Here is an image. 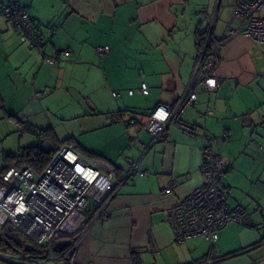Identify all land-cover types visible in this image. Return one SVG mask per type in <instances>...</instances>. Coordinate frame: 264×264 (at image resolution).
<instances>
[{
  "label": "crops",
  "instance_id": "crops-1",
  "mask_svg": "<svg viewBox=\"0 0 264 264\" xmlns=\"http://www.w3.org/2000/svg\"><path fill=\"white\" fill-rule=\"evenodd\" d=\"M10 2L28 12L43 46H29L0 16V109L55 130L45 112L48 93L59 92L60 112L78 118L66 143L114 167L109 217L88 223L76 264H264V46L239 30L237 0H0V6ZM255 15L264 18V7ZM101 46L109 47L102 57ZM213 48L220 84L208 91L196 82L197 98L181 116L195 135L169 123L155 140L128 123L132 112L175 105L198 52ZM60 51L69 54L46 61ZM142 83L147 94L138 91ZM81 107L83 114H73ZM223 135L214 143L225 170L221 186L228 206H242L246 219L220 229L212 244L203 236L178 243L168 209L202 182L204 136ZM131 165L148 174L131 176Z\"/></svg>",
  "mask_w": 264,
  "mask_h": 264
},
{
  "label": "built area",
  "instance_id": "built-area-1",
  "mask_svg": "<svg viewBox=\"0 0 264 264\" xmlns=\"http://www.w3.org/2000/svg\"><path fill=\"white\" fill-rule=\"evenodd\" d=\"M261 7H264V0H237L233 14L240 22L239 30L264 46V18L255 15ZM0 16L10 20L17 35L29 46L41 51L43 41L25 9L10 2L0 6ZM96 50L102 57L109 52V47L101 46ZM68 54V51H60L55 57L46 56L45 59L53 63ZM217 65L215 48L208 53L199 51L192 79L176 104H159L149 114L134 112L128 123L139 125L155 140L162 137L169 123L186 134L195 135V129L183 122L181 116L197 98L196 82L208 91L219 86ZM138 91L149 92L145 83ZM128 93L133 91L128 90ZM112 95L118 93L114 91ZM204 139L200 165L202 182L168 209L174 240L178 243L203 236L212 244L220 229L231 223L242 224L246 219L242 206H228L226 192L221 186L224 167L214 143L224 141L225 135L217 139L204 136ZM133 174L146 176L148 172L134 171L131 165L130 175ZM0 181V233L5 226H10L44 251L37 256L0 254L1 259L13 264H76L88 223L108 219L109 200L118 185L112 165L100 159L83 158L73 143L61 145L41 171L36 172L27 165H14L1 173ZM66 239L68 243L56 247L58 241Z\"/></svg>",
  "mask_w": 264,
  "mask_h": 264
},
{
  "label": "rangeland",
  "instance_id": "rangeland-1",
  "mask_svg": "<svg viewBox=\"0 0 264 264\" xmlns=\"http://www.w3.org/2000/svg\"><path fill=\"white\" fill-rule=\"evenodd\" d=\"M51 92L52 91H50L47 95V101H49V99H52L51 102H49L51 107L45 112L46 114H49V118L52 119L55 124V130H51L53 132V136L51 137L42 138L36 136L35 134L28 133L25 130V126L21 122L14 119L12 116H9L8 112H3V110L0 109V175L1 170L4 166V152L21 153L24 148L36 145L41 148L47 149L54 145H61L70 140L72 141V139H69L70 137H68V134L70 133L69 126L74 125V122L78 118L73 119L72 117H64V115H71L60 112L62 108L60 100H58L60 97V93L56 92L55 95H52L53 92L52 94ZM70 95L71 94H69L68 96H61V98L70 100ZM71 99H73V97ZM77 99H79L80 101L81 98L79 97ZM74 108L76 107L74 106ZM83 110H85L84 107H81L79 109V112L76 113L75 110V113L73 114H76V116H78L77 114H83V112H85ZM20 165L26 164H15V166Z\"/></svg>",
  "mask_w": 264,
  "mask_h": 264
},
{
  "label": "trees",
  "instance_id": "trees-1",
  "mask_svg": "<svg viewBox=\"0 0 264 264\" xmlns=\"http://www.w3.org/2000/svg\"><path fill=\"white\" fill-rule=\"evenodd\" d=\"M12 27L16 32L15 27L13 25ZM34 28L35 31L38 33V35L41 37L35 24H34ZM41 46H43V42ZM22 124L25 126V130L28 133L35 134L38 137L44 138V137L53 136V132L49 128L39 129L29 123H22ZM60 146L61 145H54L52 147L44 149L36 145V146H29L24 148L21 153L4 152L3 154L4 166L1 170V173H3L8 167L12 165L14 166L15 164H22V163L28 165L34 171L39 172L48 165L53 155L57 152ZM1 234H2V237L0 238L1 252L10 254V253H16L21 250V252H23L25 255H35V256L42 254L44 252L42 248L34 245L29 239H27L25 236H23L21 233L17 232L15 229H13L10 226H5L2 232L0 233V235Z\"/></svg>",
  "mask_w": 264,
  "mask_h": 264
},
{
  "label": "water",
  "instance_id": "water-1",
  "mask_svg": "<svg viewBox=\"0 0 264 264\" xmlns=\"http://www.w3.org/2000/svg\"><path fill=\"white\" fill-rule=\"evenodd\" d=\"M69 242V240H61V241H58L57 243H56V247H62L63 245H65L66 243H68Z\"/></svg>",
  "mask_w": 264,
  "mask_h": 264
}]
</instances>
